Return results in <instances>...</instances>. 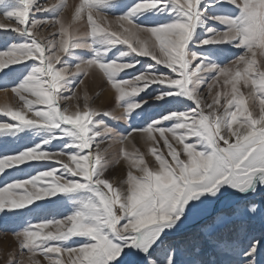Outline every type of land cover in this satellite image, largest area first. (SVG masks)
<instances>
[{
    "label": "snow or ice",
    "instance_id": "6c2138e0",
    "mask_svg": "<svg viewBox=\"0 0 264 264\" xmlns=\"http://www.w3.org/2000/svg\"><path fill=\"white\" fill-rule=\"evenodd\" d=\"M224 4L235 11L223 12ZM68 7L67 0L43 6L0 0L3 15L16 21L0 23L16 34L0 46V83L11 84L21 101L0 106L11 119L0 121V139L30 141L0 152V174L29 162L60 164L0 186V213H31L41 208L37 202L55 203L52 198L70 203L66 215L26 219L15 233L21 259L8 264H41L37 256L47 264H233L215 256L260 264L259 240L217 239L210 255L197 240L177 235L186 221L206 217L201 232L214 237L233 217L260 211L241 198L264 190V0H79L65 18ZM41 26L56 30L44 37ZM225 45L241 54L222 65ZM141 58L151 62L138 69ZM16 65L24 71H12ZM93 69L114 90L119 116L93 107L86 93L79 103L73 89ZM208 80L209 94L217 86L210 103L201 94ZM153 85L156 94L142 97ZM150 101L182 107L148 117L126 134L101 118L145 119ZM133 133L148 145L156 167L138 149L124 147ZM106 138L109 148L121 145L128 161L124 188L104 178L113 163L101 149ZM161 140L166 154L153 147ZM54 141L62 146L50 152Z\"/></svg>",
    "mask_w": 264,
    "mask_h": 264
},
{
    "label": "rangeland",
    "instance_id": "374dc122",
    "mask_svg": "<svg viewBox=\"0 0 264 264\" xmlns=\"http://www.w3.org/2000/svg\"><path fill=\"white\" fill-rule=\"evenodd\" d=\"M56 0H36V3L40 6H43L45 4H52L55 3ZM129 3L132 2V0H128ZM67 4L71 6L70 0H67ZM75 5V4H74ZM73 7V6H72ZM69 8V7H68ZM66 8L65 11L68 9ZM223 12L230 13L234 12L235 9L233 6L229 4H224L221 9ZM37 18H42L43 15L46 14H36ZM108 18H113V14L109 13ZM98 22L103 23L104 21L101 20L99 17L97 18ZM154 19V18H153ZM159 19H164L163 17ZM0 23L5 25H16V21L14 19H9L3 15V12L0 11ZM217 28H221V25H214ZM113 29H117V25L115 23L112 24ZM55 27L51 26H41L37 29L39 34L44 37H49L51 33L55 31ZM16 39V34L11 31V29H8L5 31L4 29H0V46L3 45L5 41H12ZM222 50L224 52V55L221 57L219 63L228 64L230 63L236 56H238L240 53V50L235 49L230 46H222ZM80 55H84L87 57L88 53L81 52L78 53ZM151 62L149 58H141V65H138L137 68H142L145 64ZM161 70L165 73L169 72L170 70L165 69L162 65L160 66ZM12 71L16 73H21L24 71V69L19 66H11ZM134 74V73H133ZM83 81L86 80L87 76L81 77ZM104 80H106L104 78ZM106 82V81H105ZM212 81L208 80L206 84L203 85L201 89V94L204 97V100L206 103H210L212 101L213 95L217 91V86H213L211 90V94H209L208 84H211ZM222 83V81H221ZM78 84V81H77ZM103 84L100 87H97V89H92L93 85L90 82H87V85L78 84V87H74V91L77 93V96L79 97V103L83 104V97L85 93L90 98V103L93 107L100 109L102 111H110L114 112L116 116H119L123 109L116 106L115 101V92L113 89V94L110 95V100L107 103H103L104 96L106 94L107 88L109 86H104ZM107 87V88H106ZM157 85H153L150 89L146 90L145 93H141V96L144 98H148L149 94L155 95L156 93L153 91V89H156ZM7 89V90H5ZM245 92L248 91V89H243ZM0 92L10 93V97L13 101L14 107H18L21 104V101H19V98L11 91V84H4L0 83ZM65 95H69V93H66ZM15 99V100H14ZM15 102V103H14ZM76 99L74 98L71 101H68V105L72 108L76 105ZM104 104V105H103ZM111 105V106H110ZM2 106V105H0ZM108 106V107H106ZM178 107H182L176 103H170L167 105H159L158 103L149 102V105L144 110V116L145 119L140 118H134L129 123L128 121H116L112 120L110 118H105V122L109 124V126L116 129L118 133L126 134L130 131L131 128H140L145 125V121L148 117H155L158 113L164 111L165 109H175ZM207 111V109H205ZM0 121H8L11 122V119L8 117H5L3 114H0ZM111 143L110 138H106L104 142L101 144V149H107V158L113 163L111 166L105 171L104 178H107L112 182L114 185L119 186L121 188L126 187L124 185V180L126 179V174L129 168L128 161L123 158V156L120 155V148L121 145L116 143L112 144V147L109 148V144ZM173 143H175L173 141ZM29 144L30 141L27 137H22L19 140L16 139H0V152H15L16 150L21 149L24 145ZM62 146L61 141H54L52 145L48 146L47 150L50 152H56L58 149ZM124 147L129 152H134L137 149L145 154V159L149 166L156 167L155 158L148 152V145L145 143V141L142 139L141 135L139 133H133L130 137V142H125ZM153 147L158 148V150L163 151L165 154L167 153V148L163 145V141L161 140L158 145H153ZM48 165L50 167H56L57 169L60 168V164L53 160V161H47V162H29L28 165H21L19 166V170H12L8 169L6 170V174H0V186H3L6 182H11L13 179H26L29 177V175H34L35 171H44L47 170L44 165ZM135 171V169H133ZM59 172H57V175ZM27 187H31L30 185ZM55 200V203H43V202H37L41 203V208L39 210H34L33 212L29 213L24 210H19L16 212H3L0 213V264H8L9 259H14L16 261H19L21 259V253L19 248V240L16 237L15 233L22 227L24 224V221L26 219H33L34 217H50L52 215H56L57 217L66 215L70 212V203H67L63 200H56V198H52ZM247 202L250 203H256L260 207V211L257 215L253 217H242V218H235L233 217L227 225L224 227L218 228L216 230L214 237H207L206 235L202 234L201 229L202 226L196 227L191 229L190 231L181 234L177 236V239H183V238H189L194 239L200 242L204 245L205 250L210 254L214 255L212 252L211 245L216 243L217 239L222 240L224 242H237L239 241L243 245H247V243L252 240H259L261 241V248L260 252L258 253L257 259L260 262V264H264V190H261L260 193H258L255 196H248L244 199ZM201 217H197L195 219L188 220L184 223V225L195 223L198 219ZM183 225V226H184ZM182 226V227H183ZM3 245V246H2ZM29 254L24 252L23 259L27 262L28 261ZM215 259L218 261H228L232 260L233 264H235L236 257L234 256H215ZM36 259L41 261V264H47V262L44 260L43 256H37Z\"/></svg>",
    "mask_w": 264,
    "mask_h": 264
},
{
    "label": "bare ground",
    "instance_id": "6f19581e",
    "mask_svg": "<svg viewBox=\"0 0 264 264\" xmlns=\"http://www.w3.org/2000/svg\"><path fill=\"white\" fill-rule=\"evenodd\" d=\"M70 3H71V6H69V8L64 13L65 14V18H70L71 13H72V10H73V7L72 6H74V4L75 5L78 4L79 3V0H70ZM112 19L113 18H109V20H112ZM105 81L106 80H104V77L102 76V74L98 70H95V69H93L89 73V75L87 76L86 80L84 81V85H87V82H89V83L91 82L92 85H93L92 89H94V88L97 89V87H100L103 84H105L106 86H109L108 88L106 87L108 90L106 91V94L104 96L105 97L104 98V101H103L104 104L107 103L110 100V95L113 94V92L111 90L112 89L111 86L107 83V81L106 82ZM10 96L11 95H10L9 92H6V93L0 92V105H2V106H4V105H10V106H12L13 105V101H12V99H11ZM106 107H108V106H106Z\"/></svg>",
    "mask_w": 264,
    "mask_h": 264
},
{
    "label": "water",
    "instance_id": "95a60500",
    "mask_svg": "<svg viewBox=\"0 0 264 264\" xmlns=\"http://www.w3.org/2000/svg\"><path fill=\"white\" fill-rule=\"evenodd\" d=\"M241 199H244V198H241ZM205 220H206V217H201L195 223L185 225L183 228H181V230H180V232L178 233L177 236H179L181 234H184V233L190 231L193 228L202 226L205 223Z\"/></svg>",
    "mask_w": 264,
    "mask_h": 264
}]
</instances>
